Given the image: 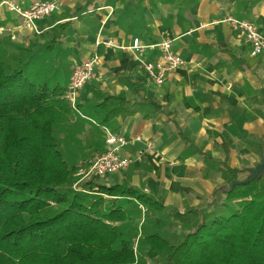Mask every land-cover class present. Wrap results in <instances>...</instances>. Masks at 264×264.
I'll return each instance as SVG.
<instances>
[{
  "label": "crops",
  "instance_id": "obj_1",
  "mask_svg": "<svg viewBox=\"0 0 264 264\" xmlns=\"http://www.w3.org/2000/svg\"><path fill=\"white\" fill-rule=\"evenodd\" d=\"M8 1L27 8L40 0ZM59 2V11L39 22L40 35L23 30L19 16L8 9H0V28L8 40L16 36L26 46L29 38L49 41L65 25L57 44L72 70L99 56L95 77L78 103L96 105L111 94L130 100L132 111L104 127L129 140L119 154L131 164L109 178L110 184L128 182L185 212L211 199L222 183L223 163L243 170L247 161L262 159L264 53L253 55L244 35L220 22L248 21L264 34V0ZM135 38L144 45L173 39L184 66L162 86L149 84L141 63L160 53L130 51Z\"/></svg>",
  "mask_w": 264,
  "mask_h": 264
},
{
  "label": "trees",
  "instance_id": "obj_2",
  "mask_svg": "<svg viewBox=\"0 0 264 264\" xmlns=\"http://www.w3.org/2000/svg\"><path fill=\"white\" fill-rule=\"evenodd\" d=\"M65 27L0 58V264H264V173L246 183L223 163L208 205L185 212L112 176L82 179L61 128L78 113L100 130L132 111L111 94L73 110L60 68L41 71Z\"/></svg>",
  "mask_w": 264,
  "mask_h": 264
},
{
  "label": "built area",
  "instance_id": "obj_3",
  "mask_svg": "<svg viewBox=\"0 0 264 264\" xmlns=\"http://www.w3.org/2000/svg\"><path fill=\"white\" fill-rule=\"evenodd\" d=\"M0 9H8L16 13L21 19L23 30L40 35L42 32L38 28L39 22L58 12L60 2L59 0H40L27 8H23L12 1L5 0L0 2ZM220 23H227L233 29L240 31L244 35L246 43L251 47L253 55L264 53V34L256 25L233 17H227ZM4 32L5 29L0 28V35ZM106 45L113 46V43L108 42ZM129 50L134 53H143L147 50L159 51L160 54L157 59L142 61L141 63L147 82L155 87L162 86L171 73L182 68L185 64V61L175 52L174 40L171 38H164L161 42L150 45H144L140 39L135 38ZM99 61V56L95 55L73 68L66 91V99L73 110H77L80 92L94 79ZM104 131L106 134L105 150L91 161L92 165L86 174V178L92 176L98 178L110 177L122 173L131 164L130 159L122 158L119 154L120 150L129 143V140L120 134L113 133L108 128H104ZM135 140L141 139L137 138Z\"/></svg>",
  "mask_w": 264,
  "mask_h": 264
},
{
  "label": "rangeland",
  "instance_id": "obj_4",
  "mask_svg": "<svg viewBox=\"0 0 264 264\" xmlns=\"http://www.w3.org/2000/svg\"><path fill=\"white\" fill-rule=\"evenodd\" d=\"M5 33L0 35V41H3L4 43H7L5 46L6 54L2 53L3 47H0V58L3 56L6 58L7 61H13L15 62V55L20 53L21 48L28 47L30 44H33L35 42L38 43H45V40H40L38 38H29L27 39V45L25 46L23 43L24 41L17 39L15 36L13 41L4 35ZM59 34L56 32H53L52 36H49V39L56 37ZM57 36V37H58ZM23 42V43H22ZM28 42L30 43L28 45ZM2 45V44H1ZM18 52V53H17ZM64 53L60 52L57 48L55 49L54 53L52 55H47V59L45 62L40 66L41 71H44L45 73L49 74V72L52 73V69H49L51 67L58 66L60 68V74L62 77H66V82H70L71 76H72V68L70 65L67 64L66 59L64 58ZM56 56V61L54 62L53 57ZM49 71V72H48ZM81 114L77 113V116H74L69 126H66L64 128H61V134L60 139L62 140V144L64 149H70L71 153L73 154L74 160L79 163V166L81 168V177L82 179H88L86 178V174L91 168V165L89 166V163L93 161L97 156L101 155L103 152V144H100V135L103 134L102 128H98V122L96 121H88L85 119L80 118ZM71 136V137H70ZM91 147V148H90ZM262 160V159H261ZM258 161V163H253V165L247 161V163L244 165L241 179H246L250 175V170L256 169L258 164L261 162ZM82 181V180H81ZM210 201V200H209ZM209 201L204 203L199 208H205ZM175 208V207H174ZM165 229L167 230L168 235L176 237V234L179 233L180 228L178 227V223L174 222L173 220H169L168 222L165 221ZM172 225V226H169ZM159 264L156 262H152L148 259L144 260V264ZM161 264V263H160Z\"/></svg>",
  "mask_w": 264,
  "mask_h": 264
},
{
  "label": "water",
  "instance_id": "obj_5",
  "mask_svg": "<svg viewBox=\"0 0 264 264\" xmlns=\"http://www.w3.org/2000/svg\"><path fill=\"white\" fill-rule=\"evenodd\" d=\"M263 173H264V157L262 158L261 162L258 164V166L256 167V169L250 170L249 178L245 182L246 183L247 182H251V181L257 179Z\"/></svg>",
  "mask_w": 264,
  "mask_h": 264
}]
</instances>
